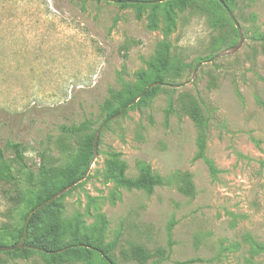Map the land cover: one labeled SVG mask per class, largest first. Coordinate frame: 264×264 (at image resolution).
<instances>
[{
    "label": "rangeland",
    "instance_id": "1",
    "mask_svg": "<svg viewBox=\"0 0 264 264\" xmlns=\"http://www.w3.org/2000/svg\"><path fill=\"white\" fill-rule=\"evenodd\" d=\"M157 1L0 0V147L14 178L0 179V236L79 165L107 101L159 76L157 92L104 127L89 170L46 205L33 234L57 222V248L86 236L114 264H140L134 248L144 264H264V0H220L235 23L213 0ZM114 162L127 179L149 169L163 184L127 189ZM64 259L105 264L97 254ZM47 261L0 253V264Z\"/></svg>",
    "mask_w": 264,
    "mask_h": 264
},
{
    "label": "trees",
    "instance_id": "2",
    "mask_svg": "<svg viewBox=\"0 0 264 264\" xmlns=\"http://www.w3.org/2000/svg\"><path fill=\"white\" fill-rule=\"evenodd\" d=\"M114 1L122 5L136 4L137 7H141L140 4H145L141 2H149L147 0H144L141 2L140 0H135V1L134 0H114ZM154 1H157V0H154ZM186 1H189V0H172V1L167 2L166 4L172 5L174 3H184ZM213 1L219 7H222V5L218 2V0H213ZM153 7L155 8L157 6H153ZM166 17H167L169 24H172V19L168 13ZM259 40L260 42L264 43V36L260 37ZM172 65H175V64L169 62L168 58H165L164 61L160 64V68L162 70H168L169 68H171ZM140 82L143 84V87L139 91L127 90L124 96L115 97L113 101H107V103L105 104V110H107L106 111L107 114L104 120L109 119L110 117L118 114L125 106H127L138 95L139 92L141 93L145 89L144 87H148L149 85L153 83L162 84L161 83L162 79L161 77L157 76L155 80L150 84L148 83L149 81H147L145 78L140 77ZM158 89L159 87L151 88L142 96V98H147L153 95L155 92L158 91ZM93 138H94V134H91L86 137L79 165L76 164L72 169L62 174L63 177L61 181L58 184H56L55 187H52V189H50L49 191L45 193H40L33 199V201L31 202L30 208L27 214L25 215V219L31 211L35 210L37 207L41 206L46 201H49L59 191L72 185L73 183L77 181H80L83 178L86 170L88 169L90 161L92 159ZM20 147L21 146L19 144H13L11 146V149L14 154V159L18 163H23V156H22ZM204 149H205V137H201L200 144H199L198 158H203ZM114 164H116L115 166L119 167V172H120L119 184L127 189H137V190L140 189V190H144L148 192V191H151L155 186H160L163 184V181L159 177L153 176L150 174L149 169H141L140 175L136 179H127L123 176L124 165L117 163V162H114L111 165H114ZM210 169L213 171V168L211 166H210ZM1 178H3L2 180L6 179L7 181L14 180L11 170L6 165L3 150L0 147V179ZM189 189L191 188L186 187V191H189ZM52 205H54L53 202L49 204V206H52ZM47 207L45 206L39 211L35 212L29 220L27 233H26L28 236H25V237L29 240L28 246L30 247L32 246L33 249L24 247L20 250L5 253L6 255L14 254V253L22 252V251L33 250L38 253L46 254L48 256L47 264H60L65 260L64 258L69 255L77 254L78 256L84 258V261L88 262L91 259V256L93 254H97V256H99L101 261L104 262L105 264H114V262L107 255L106 251L104 249H101L100 247H97L96 245L90 244L89 239L86 236L77 237V235H75V237L78 238L76 239V241L66 246L57 248L56 245L59 244L58 243L59 233L61 231L60 225L57 222L50 223L47 226V229L43 235H39V236L34 235L33 229L35 228L37 224V219L39 215L43 211H45ZM23 229H24V224L15 231V234H11L6 237L0 236V247H6L8 245L9 246L17 245L23 235ZM3 240H9L11 241V243L10 244H7L6 242L4 243ZM132 254L138 263L144 264L145 258H147L144 250H142L141 248H134L132 249ZM165 259L167 258H161V260H158V261L159 262L164 261Z\"/></svg>",
    "mask_w": 264,
    "mask_h": 264
},
{
    "label": "water",
    "instance_id": "3",
    "mask_svg": "<svg viewBox=\"0 0 264 264\" xmlns=\"http://www.w3.org/2000/svg\"><path fill=\"white\" fill-rule=\"evenodd\" d=\"M161 1H153V2H141V3H145V4H157ZM218 2L222 5V7L224 8V10L227 12L228 16L230 17V19L232 20L233 23H235V20L232 16V14L227 10V8L223 5V3L218 0ZM132 3V2H131ZM235 28H236V31L238 33V36H239V41H240V44L242 43L243 39H242V34L240 32V29H239V26L235 24ZM228 53H224V54H218L216 55L215 57H213L212 59H210L208 62H213L217 59H219L220 57L222 56H225L227 55ZM200 64H198L194 71H193V74H192V77L191 79L194 77L197 69L199 68ZM191 79L189 81H187L186 83H184L183 85H178V86H175V88H181L182 86L186 85V84H189L191 82ZM159 86H162V84L160 83H153L151 85H149L148 87H146L136 98H134L127 106H125L118 114L110 117L109 119L105 120L99 127L98 129L96 130L95 134H94V138H93V142H92V149H93V154L95 156V153H96V147H97V141H98V138H99V135L101 133V131L104 129V127L112 120H115L117 118H119L125 111L128 107H130L131 105H133L134 103H136L148 90H150L151 88H155V87H159ZM89 170V169H88ZM80 181H77L75 183H73L72 185L66 187L65 189H63L62 191H60L57 195H55L54 197H52L49 201H46L45 203H43L41 206L37 207L35 210L31 211L25 221H24V229H23V235L19 241V243L17 245H14V246H6V247H0V253H8V252H13V251H16V250H20L22 248H24L25 246H23V242H24V239H25V236H26V233H27V228H28V223H29V220L31 218V216L39 211L40 209H42L43 207H45L50 201H53L55 198L59 197L61 194H63L64 192H66L67 190H69L71 187L75 186L77 183H79Z\"/></svg>",
    "mask_w": 264,
    "mask_h": 264
}]
</instances>
